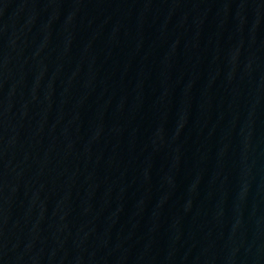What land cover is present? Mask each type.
<instances>
[{
  "label": "water",
  "instance_id": "water-1",
  "mask_svg": "<svg viewBox=\"0 0 264 264\" xmlns=\"http://www.w3.org/2000/svg\"><path fill=\"white\" fill-rule=\"evenodd\" d=\"M0 264H264V0H0Z\"/></svg>",
  "mask_w": 264,
  "mask_h": 264
}]
</instances>
